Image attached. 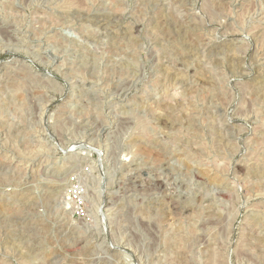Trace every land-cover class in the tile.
<instances>
[{"label":"rangeland","instance_id":"374dc122","mask_svg":"<svg viewBox=\"0 0 264 264\" xmlns=\"http://www.w3.org/2000/svg\"><path fill=\"white\" fill-rule=\"evenodd\" d=\"M0 264H264V0H0Z\"/></svg>","mask_w":264,"mask_h":264},{"label":"bare ground","instance_id":"6f19581e","mask_svg":"<svg viewBox=\"0 0 264 264\" xmlns=\"http://www.w3.org/2000/svg\"><path fill=\"white\" fill-rule=\"evenodd\" d=\"M56 173V172H55ZM141 186V185H140ZM155 186H157V185H155ZM136 187V186H135ZM156 188V187H155ZM145 191V190H144ZM151 191V190H150ZM154 195V194H153ZM174 206V205H173ZM52 254V253H51Z\"/></svg>","mask_w":264,"mask_h":264}]
</instances>
